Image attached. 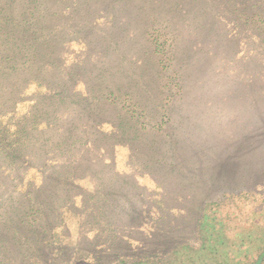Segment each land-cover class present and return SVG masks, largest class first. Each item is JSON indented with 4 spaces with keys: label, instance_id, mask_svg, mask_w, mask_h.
<instances>
[{
    "label": "trees",
    "instance_id": "obj_1",
    "mask_svg": "<svg viewBox=\"0 0 264 264\" xmlns=\"http://www.w3.org/2000/svg\"><path fill=\"white\" fill-rule=\"evenodd\" d=\"M204 1L91 0L86 12L69 0L0 1V18L10 20L0 32V264H166L190 246L206 205L240 190L239 181L222 185L232 176L223 166L203 175L189 157L196 150L180 138L191 80L183 54L159 40L172 12ZM227 4L216 19L227 21ZM62 38L82 43L81 67L55 62ZM224 69L227 80L250 81ZM119 148L130 173L116 169ZM136 174L153 191L144 195ZM87 180L95 191H83Z\"/></svg>",
    "mask_w": 264,
    "mask_h": 264
},
{
    "label": "rangeland",
    "instance_id": "obj_2",
    "mask_svg": "<svg viewBox=\"0 0 264 264\" xmlns=\"http://www.w3.org/2000/svg\"><path fill=\"white\" fill-rule=\"evenodd\" d=\"M69 1L86 12L91 0ZM224 1L230 6L227 12L231 21L215 18ZM204 2L184 13L172 12L169 17L172 21L165 26V35L159 40L171 42L183 54L182 61L191 80L186 93L188 106H181V115L188 121L183 131L184 139L180 138L196 150L189 157L198 161V172L203 175L210 174L216 165L223 166L232 176L229 184L222 185L232 188L233 182L239 181L241 188L239 191L232 189L234 194L224 195L216 204L206 205L196 234L187 239L191 247L179 249L166 264H264V0ZM12 3L15 0L9 4ZM194 17L198 19L197 24ZM97 23L104 32H111L109 18L98 17ZM9 25L10 20L5 15L0 18L2 35L7 34ZM256 27L263 36L251 35ZM83 28L89 30L87 24ZM54 53L58 66L77 63L78 68L85 57L80 40L70 42L66 38L59 40ZM208 53L210 57L206 56ZM92 59L99 62L103 56L95 54ZM251 62L262 70L257 74L249 70ZM224 66L247 74L250 81L227 80ZM76 86L77 82L73 81L69 88ZM35 91L33 86L28 87L26 94L30 100H34ZM17 108L16 115L22 114L23 109ZM124 150L119 148L117 161L125 158ZM129 168L127 162L118 161L117 170L130 173ZM135 178H139L144 195L153 191L152 179L141 178L139 174ZM204 182L211 183L210 179ZM81 184L85 192L96 190L92 180ZM144 195L145 201L151 198ZM68 207L69 211L73 209L72 205ZM67 218L75 231V217L70 214Z\"/></svg>",
    "mask_w": 264,
    "mask_h": 264
}]
</instances>
